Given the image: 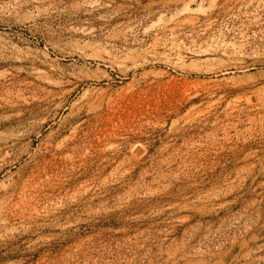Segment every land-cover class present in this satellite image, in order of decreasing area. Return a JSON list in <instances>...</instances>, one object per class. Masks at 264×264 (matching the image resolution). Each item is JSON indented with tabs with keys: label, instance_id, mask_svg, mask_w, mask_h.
Instances as JSON below:
<instances>
[{
	"label": "rangeland",
	"instance_id": "374dc122",
	"mask_svg": "<svg viewBox=\"0 0 264 264\" xmlns=\"http://www.w3.org/2000/svg\"><path fill=\"white\" fill-rule=\"evenodd\" d=\"M261 65L264 0H0V264H264Z\"/></svg>",
	"mask_w": 264,
	"mask_h": 264
},
{
	"label": "bare ground",
	"instance_id": "6f19581e",
	"mask_svg": "<svg viewBox=\"0 0 264 264\" xmlns=\"http://www.w3.org/2000/svg\"><path fill=\"white\" fill-rule=\"evenodd\" d=\"M103 57L85 52H55L53 60H48L43 70V78L62 95L60 104L64 105L79 88L82 95L88 94L101 81L96 73ZM260 70L247 73V76L264 82V65ZM41 70V68H40Z\"/></svg>",
	"mask_w": 264,
	"mask_h": 264
}]
</instances>
